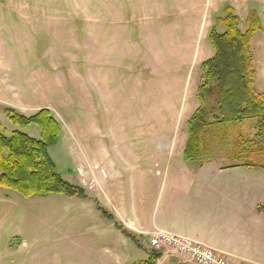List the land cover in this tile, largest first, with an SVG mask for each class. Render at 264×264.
Returning a JSON list of instances; mask_svg holds the SVG:
<instances>
[{
    "label": "rangeland",
    "instance_id": "obj_1",
    "mask_svg": "<svg viewBox=\"0 0 264 264\" xmlns=\"http://www.w3.org/2000/svg\"><path fill=\"white\" fill-rule=\"evenodd\" d=\"M227 6L242 31L250 15L260 20L250 47L253 88L264 95V0H0V133L19 129L6 109L26 117L48 109L60 125L48 154L84 191L24 198L0 187V264L148 259L149 248L110 237L96 203L106 210L114 198L157 197L166 177L195 174L182 154L187 122L200 105V65L213 55L208 33L223 31L215 19ZM22 131L40 138L35 125ZM228 138V147L211 142L214 165H229ZM99 174L101 197L86 188Z\"/></svg>",
    "mask_w": 264,
    "mask_h": 264
},
{
    "label": "trees",
    "instance_id": "obj_2",
    "mask_svg": "<svg viewBox=\"0 0 264 264\" xmlns=\"http://www.w3.org/2000/svg\"><path fill=\"white\" fill-rule=\"evenodd\" d=\"M223 12L224 16L215 19L223 31L212 27L207 36L213 55L200 65L202 75L197 89L200 105L187 122L183 158L200 167L213 160L211 142L228 147L232 132L227 152L230 167L242 165L264 170V95L253 88L255 69L250 47L261 23L257 15H250L248 27L242 31L233 9L227 6ZM5 113L19 129L10 136L0 133V187L16 191L24 198L50 194L83 197L80 187L67 183L56 172L48 154V149L57 145L60 138V125L49 110L42 109L29 117L10 109ZM30 125L39 128V139L22 131ZM244 127L253 134L243 133ZM97 209L116 229L134 239L105 210ZM257 210L264 214V205ZM160 258V253L149 250L148 259L142 264H157Z\"/></svg>",
    "mask_w": 264,
    "mask_h": 264
},
{
    "label": "crops",
    "instance_id": "obj_3",
    "mask_svg": "<svg viewBox=\"0 0 264 264\" xmlns=\"http://www.w3.org/2000/svg\"><path fill=\"white\" fill-rule=\"evenodd\" d=\"M230 166L214 165L210 160L196 166L192 176L166 177L165 191L157 197L141 192L109 200L104 210L134 239L108 220H102V226L113 228L110 237L120 244L130 240L147 249L149 236L162 230L206 245L233 264H264V214L257 210L264 205V170ZM93 178V183L87 181L86 188L101 197L104 178L100 174ZM153 200L150 207L144 204ZM159 260L168 264V260ZM159 260L157 264H162ZM172 262L179 264L177 260L169 263Z\"/></svg>",
    "mask_w": 264,
    "mask_h": 264
},
{
    "label": "built area",
    "instance_id": "obj_4",
    "mask_svg": "<svg viewBox=\"0 0 264 264\" xmlns=\"http://www.w3.org/2000/svg\"><path fill=\"white\" fill-rule=\"evenodd\" d=\"M150 250L160 253L161 258H173L179 264H233L218 251L190 238L156 231L149 236Z\"/></svg>",
    "mask_w": 264,
    "mask_h": 264
}]
</instances>
